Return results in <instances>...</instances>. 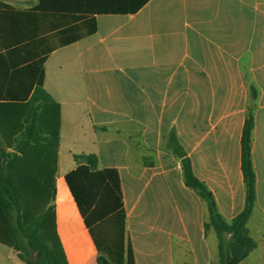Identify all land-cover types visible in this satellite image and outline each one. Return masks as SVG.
<instances>
[{
    "label": "crops",
    "instance_id": "obj_1",
    "mask_svg": "<svg viewBox=\"0 0 264 264\" xmlns=\"http://www.w3.org/2000/svg\"><path fill=\"white\" fill-rule=\"evenodd\" d=\"M140 1L0 0V107L8 109L0 114V174L2 154L14 152L43 73V86L59 105L53 204L67 263L98 264L65 181L84 162L75 157L94 156L99 169L119 173L136 264L160 255L163 264H176L177 254L187 256L183 264H220L217 236L205 231L207 204L185 185L169 138L175 134L223 217L231 221L241 213V138L249 108L243 65L249 58L257 89V199L248 229L251 237H264V0H147L136 12L93 10ZM47 112L53 114V105L42 116ZM43 126L44 135L55 132L54 124ZM0 234L3 239L1 219ZM259 249L260 243L239 264H264V257L253 256Z\"/></svg>",
    "mask_w": 264,
    "mask_h": 264
},
{
    "label": "trees",
    "instance_id": "obj_2",
    "mask_svg": "<svg viewBox=\"0 0 264 264\" xmlns=\"http://www.w3.org/2000/svg\"><path fill=\"white\" fill-rule=\"evenodd\" d=\"M133 1L129 0L130 3ZM146 1L141 0L133 8L93 10L136 12ZM251 91L256 99L257 89L253 86ZM50 105H53V114L47 112V116H42L43 109ZM44 122L54 124L55 132L44 135ZM58 122L59 105L45 90L42 73L23 119L24 129L15 137L14 152L2 154L0 174V219L3 222V239L0 241L12 247L24 264H68L57 235L53 204ZM254 128V109L248 108L241 138V170L246 202L243 211L231 221L219 212L213 192L195 175L191 159L175 134L169 138L171 149L181 159L185 185L207 204L209 220L205 223V231L213 229L217 236L220 264H239L258 247L248 229L257 199L252 159ZM75 158L84 162L67 173L65 181L95 244L97 263L136 264L118 171L114 168L99 169L94 156Z\"/></svg>",
    "mask_w": 264,
    "mask_h": 264
},
{
    "label": "rangeland",
    "instance_id": "obj_3",
    "mask_svg": "<svg viewBox=\"0 0 264 264\" xmlns=\"http://www.w3.org/2000/svg\"><path fill=\"white\" fill-rule=\"evenodd\" d=\"M245 60L246 61H245L244 65H243V77H244L245 83H246V85L248 87V90H249V108L255 109L256 101L253 98V94H252V91H251V88L254 86L253 75H252V73L249 72L248 66H247V65H249L248 64L249 58H245ZM5 112H8V109L0 107V114L5 113ZM16 112H18V111H16ZM15 125H16V129L19 130L21 122L18 120V121L15 122ZM59 189H60L61 196H63V197L65 196L64 199H66V195L65 194H67L66 193L67 191H66V186H65L63 180L59 181ZM252 235H253L254 239L257 241V243H260L259 251L254 253L253 256H255V257H264V237L261 234H258V233H255V232ZM34 256L35 255L33 254V257ZM0 259H3L4 262H6L7 264H23L18 259L17 253H16V251L14 249L9 248L7 246H4L2 244H0ZM153 259H154V262H152V263L149 262V264H163L164 263L163 262V260H164L163 255L156 256ZM186 260H187V256L186 255H184V254H179V255L177 254L176 255V264H183V262H186ZM146 264H148V263H146Z\"/></svg>",
    "mask_w": 264,
    "mask_h": 264
}]
</instances>
